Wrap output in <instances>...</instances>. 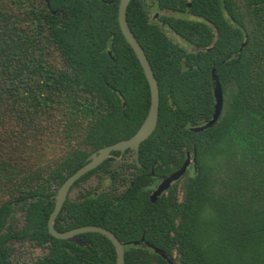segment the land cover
<instances>
[{
	"label": "trees",
	"instance_id": "trees-1",
	"mask_svg": "<svg viewBox=\"0 0 264 264\" xmlns=\"http://www.w3.org/2000/svg\"><path fill=\"white\" fill-rule=\"evenodd\" d=\"M118 2L0 0V264L115 263L103 234L79 233L77 244L52 236L47 220L63 180L91 152L130 137L148 112L149 85ZM125 16L158 86L156 125L137 161L126 150L73 183L97 177L65 199L54 228L110 230L124 264H167L144 241L176 264H264V0H129ZM212 69L222 107L192 131L212 117ZM186 152L194 164L151 202ZM14 242L43 253L12 261Z\"/></svg>",
	"mask_w": 264,
	"mask_h": 264
},
{
	"label": "water",
	"instance_id": "water-1",
	"mask_svg": "<svg viewBox=\"0 0 264 264\" xmlns=\"http://www.w3.org/2000/svg\"><path fill=\"white\" fill-rule=\"evenodd\" d=\"M128 2L129 0H119L118 9H117V19L120 30L125 40L134 51L140 63V66L142 67L147 83L149 85L150 103H149L148 112L145 118L143 119L142 123L138 127V129L130 137L118 140L112 144L100 147L95 151L91 152L87 156L86 161L63 180V182L59 185V187L56 190L54 196V205L47 220V228L52 236L56 238L67 239L77 244H80V239L77 236L79 233L94 231L103 234L110 240V242L114 247L116 254L114 264H124V250H123V244L116 238V236L110 230L96 224H87V225H81L60 231L54 228L53 222L57 213L61 209L65 199L68 197L71 186L80 176H82L89 170L95 168L104 159L113 156L111 151H119L120 153L119 155H121L124 150L129 149L134 152V157L135 159H137V150L139 144L149 136V134L153 131L156 125L158 104H159L158 86L153 71L150 67V64L145 56V53L143 52L142 47L140 46L139 42L131 32L128 23L126 21L125 11ZM212 78L215 81L213 88L214 107H213L212 117L207 122L201 125L191 127L190 129L192 131H201L209 127L214 123V121L217 119L220 113L222 107V92H221V86L215 74L213 73V69H212ZM114 156L116 157V155ZM194 161H195V157L192 156V158H190L189 153L186 152L185 159L181 164V166L178 169L174 170L173 172L161 178V180L158 182L154 190L149 194V200L151 202H155L158 196L163 191H165L173 181L177 180L185 172L189 163L192 162L194 164ZM140 240L143 241V237H141ZM134 243H137V241H135ZM144 245L152 248L155 253H158L162 258L166 260L167 264H176L173 261V259L168 256L167 253L155 247L153 244L144 241Z\"/></svg>",
	"mask_w": 264,
	"mask_h": 264
},
{
	"label": "rangeland",
	"instance_id": "rangeland-1",
	"mask_svg": "<svg viewBox=\"0 0 264 264\" xmlns=\"http://www.w3.org/2000/svg\"><path fill=\"white\" fill-rule=\"evenodd\" d=\"M147 4H150V0H146ZM149 12H150V16H154V18L157 17V15L159 14V12L154 9L153 7H149ZM174 16L176 17H189L192 18L191 16H187L183 13H174ZM165 33L166 35L174 42L183 45V46H187V44L178 36L176 35L171 29L164 27ZM96 184L95 179H88L85 182H82L79 186L73 187L68 194L69 198H75L77 195V192L80 189L83 188H93ZM22 219V213L17 211L14 214V221L16 223H20ZM43 253L42 249H39L37 247H33L31 245H29L27 242H14L13 243V252L11 255V260L15 261V262H21V261H26L29 262L33 259H35L36 257L40 256Z\"/></svg>",
	"mask_w": 264,
	"mask_h": 264
},
{
	"label": "flooded vegetation",
	"instance_id": "flooded-vegetation-1",
	"mask_svg": "<svg viewBox=\"0 0 264 264\" xmlns=\"http://www.w3.org/2000/svg\"><path fill=\"white\" fill-rule=\"evenodd\" d=\"M129 153H132L133 155H134V152L132 151V150H129V149H126ZM126 150H124V151H126ZM124 151L122 152V154L124 153ZM120 154V153H119ZM116 155V154H113V156H111V157H113V159H114V163H117V161H119L120 159H121V156H122V154L121 155ZM114 155H116V157L114 156ZM134 159H135V157H134ZM135 161H137V159H135ZM90 178H92V179H95V181H96V183H97V177H96V174L94 173V174H91L90 176H89V178L88 179H90ZM161 178L162 177H160L158 180H157V182H156V184L153 186V188L151 189V191H150V193L154 190V188L156 187V185L158 184V182L161 180ZM87 179V180H88ZM149 193V194H150ZM149 194H148V197H149Z\"/></svg>",
	"mask_w": 264,
	"mask_h": 264
}]
</instances>
